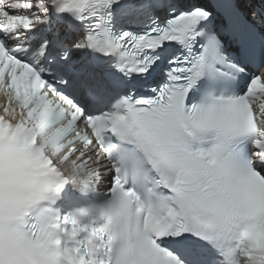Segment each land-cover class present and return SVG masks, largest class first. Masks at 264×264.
<instances>
[{
    "label": "snow or ice",
    "instance_id": "1",
    "mask_svg": "<svg viewBox=\"0 0 264 264\" xmlns=\"http://www.w3.org/2000/svg\"><path fill=\"white\" fill-rule=\"evenodd\" d=\"M0 264H264V0H0Z\"/></svg>",
    "mask_w": 264,
    "mask_h": 264
},
{
    "label": "bare ground",
    "instance_id": "2",
    "mask_svg": "<svg viewBox=\"0 0 264 264\" xmlns=\"http://www.w3.org/2000/svg\"><path fill=\"white\" fill-rule=\"evenodd\" d=\"M252 2L257 6V8L259 9L260 7V0H252Z\"/></svg>",
    "mask_w": 264,
    "mask_h": 264
}]
</instances>
